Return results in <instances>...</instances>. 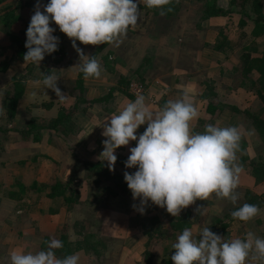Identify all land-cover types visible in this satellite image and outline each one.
Masks as SVG:
<instances>
[{
    "label": "rangeland",
    "instance_id": "rangeland-1",
    "mask_svg": "<svg viewBox=\"0 0 264 264\" xmlns=\"http://www.w3.org/2000/svg\"><path fill=\"white\" fill-rule=\"evenodd\" d=\"M176 1H178V6L176 5L177 7L174 14L170 15V17L161 16L157 23L151 21V18H153L152 14L147 15L145 12H141V18L138 21V25L135 29L130 28L131 31L128 32L127 36L123 38V45L121 49L118 50V56L122 57V60L126 56L130 60L128 61L129 63L126 62L129 66L124 68V71L126 70L125 73H131L141 53H144L145 51L148 53L152 50V53L159 56L156 66H160L164 72L169 71L171 68L170 62H173L176 70L181 72L182 76L184 77V79H181L180 84H182L183 81L185 82L188 79L195 78L197 76L199 80L197 84H199V87L201 86V88L204 89V93L208 98L218 96L224 99V101L225 99L227 100L232 98V100L236 102L238 106L246 103V105H244L245 107L250 103V106L252 105L255 108L256 112L254 115L259 117V120L264 123L263 104L255 102L251 104V102L248 101L245 94H252V96L257 99L258 96L254 94L255 92L250 89L249 86L246 85L247 87H240L241 77L239 75L240 73L238 72L240 55L242 54V49L244 46L249 49L252 57L263 56L262 54L264 53V35L254 39L250 36L251 26L253 25L252 20H254L252 18H256V15L253 13V10L250 9L249 4L245 5L244 9H242L238 5H231V0ZM11 2L14 6L18 2H26L28 3V6L34 8L37 4V0H12ZM48 2L49 0H40L41 11H43V5H46ZM213 2L217 7L224 8L228 14L225 16H213L206 19L205 14L207 11L204 12V10ZM260 3L262 6L261 13L264 16V0H260ZM16 14H21L27 20L31 15L30 10L26 5L18 7ZM178 17H183L182 19L186 22L183 24L184 33L181 40L177 43H174L175 40L171 34L173 27L172 23ZM214 17H221L225 18L226 20L225 24L217 30L212 29V27H209L208 24H205L207 20ZM50 26L54 27L56 30L59 28L54 22ZM208 29H210L209 32L212 30V33H209ZM213 34H216L215 41L212 37ZM76 43L81 49L88 48V45H84L79 41ZM239 43L240 47L237 46L236 48L234 45H239ZM59 46H64L66 51L62 61L58 64L54 65L53 59L59 58L60 56L51 54L45 56L46 62L44 60L40 63V66L32 63L25 64V62H13L7 73H0V75H2L0 80V108L2 109L0 117V129H3L2 131H7L6 133L0 132V189L3 186L2 188L6 190V188L11 185V188L17 190L18 187L16 182H27V180H32L31 173H25L16 161H12V163H10V161L14 157H22L25 152L22 144L26 140L21 135L20 130L26 128L32 118L48 121L50 120L48 119L49 116H51L53 113H56L53 102H51V106L49 104L43 103L47 102L48 100L52 101V99H54L57 101V106L62 107L60 104L62 103L64 106H67L70 111L73 110L70 105L72 101H75L76 96L79 94V91L76 89L75 82L82 73L77 66L79 61L76 60L74 62L73 58H79V56H77L78 53L72 46L71 39L68 38L66 34L64 36V41H60ZM98 46L99 45H90L91 52L94 53ZM171 46H173L172 50L169 49ZM212 46L215 48V50H219L220 54L215 53L213 56H211L209 52L212 49ZM174 52L177 53V56L172 58ZM224 62L227 63V70L225 69V66H222V68L226 73L225 77L230 80L228 83L232 87H228L230 89L228 91L227 89L225 90L224 88H221L219 92L215 90V81H212L210 77L214 74L218 75L217 70ZM235 64L238 65L233 66ZM102 65L104 66V63ZM112 66L116 68V63ZM49 67L52 68V70L55 71L60 77V80L58 81V87H67L65 89L67 93H64L67 96V99L65 101H60L55 92H53V94L50 93L48 97H44L45 99L41 97V94L40 96L35 94V97H30V99H27L23 94L22 99L18 103V109L15 112V115L8 113V111L3 108V104L6 93L11 92L12 79L21 78L24 80L23 83H25L24 87L26 88L27 81L32 82L34 80H42L41 71L46 73L45 71ZM234 67H236V70L238 71L232 70ZM102 69H105V71L108 72V75L111 74V72L106 69V67ZM151 69L153 68L148 70L146 69L145 71H149ZM145 75L146 73H144V75L142 74V78H145ZM84 79L85 78L83 77V81L85 82ZM92 80V82L88 81L89 86L96 87L98 85V90H100V88L101 90L105 88V82L99 84L97 83L96 78H92ZM108 80L113 82L112 77H108ZM138 84L142 86V95L145 96L147 91L146 81L144 80L143 83ZM180 84L176 85L175 94H184L187 92V90H185ZM89 86V90L83 88L82 96L85 100L92 99L89 97V93H92V90ZM234 87L237 88L233 89ZM239 89H241L245 94H239ZM121 94L125 95L122 92ZM126 96L131 97L130 95ZM227 101L218 104L215 110L221 111V114L223 111H228L230 113V116L223 113L221 115L222 118H218V120H221L222 126H237L239 129H246L248 134L251 136L253 134V139L255 142H257V145H254L253 147L255 150V159L253 162L239 161L240 157L246 155V143L243 137L240 142V150L237 153V160L239 161L237 163L242 165L243 171L247 173V176L253 177L250 171H252L255 166H259L264 163V136L258 133L256 126L253 125L251 119H248L247 115L238 116L237 111L234 110V108H238L237 105L235 106L233 104H228L226 103ZM92 105H89L88 102L79 103L76 107L75 113L79 111H85V108H89ZM245 118L248 119L247 121H249V125H247ZM41 120H36V124L45 126V122H42ZM206 122L207 124L210 123L209 120ZM217 124L219 125V123ZM70 130L73 131V127ZM198 130L202 129L199 128ZM34 134L36 133L34 132L32 135ZM71 157H73L72 162H74L72 163L73 165L70 168L71 171L66 180L69 181V179L73 178L71 187L81 191L79 203L59 204L60 199H47L45 202L40 201L37 197L39 195L44 196L46 193V191H42V188H40V183L37 184L36 189L31 188L28 190L27 195L29 196V200L27 203L29 202V206L25 209H22V211L27 210L25 213H23V215H25L23 218H37L38 221H34V223H37L39 221L41 222L40 219L42 215L51 214L53 216H57L59 225H56L55 230L54 225L53 228L47 229L44 227V223L43 225L40 223V231L34 230L30 241H28L32 245L28 246L26 251L35 253L37 251L43 250L41 245L43 244L45 237L48 238V241L53 238L60 239L61 237L64 242H67L63 246V251H57L56 256H61V258H63L64 256H67V252H69L68 254L70 255L79 253L84 258L83 261H80V264H145V251H150L152 253L153 264H173L171 256L174 254L175 250L172 248V245L174 242H176L179 233L177 232L178 234H176V232L172 233L167 230L169 226L168 222L172 215L169 214L165 208L158 207L154 204H148L145 213L140 214L133 208V204H127V202H129V197L131 196L127 195L126 193L124 194L123 192L122 195L119 194L117 197H115L114 194L109 195L107 193L97 196V187H103L104 184L113 186L115 182L108 178L104 179V173L98 175L93 174V177L86 178L84 163L90 162H82V160L78 159L77 156L71 155ZM43 165L44 175L42 176V179L44 181L49 177H54L58 180H65V177L58 176H64L69 171V167H66L64 164L57 163L54 160L45 162L41 166ZM60 166L62 168H59ZM63 166L66 168H63ZM20 172L23 175H21ZM9 173L11 174V178L7 176ZM16 177H19L20 180H16ZM259 177V179L257 177L253 178H255L257 183L261 185L264 181V172H259ZM95 180H98L99 182H95ZM30 181L28 182L29 187H31L33 184H30ZM240 181L242 184H245V186H249V184L244 182L243 179H240ZM113 187L117 192L116 194H118L120 190L115 188V186ZM254 189L258 190L257 188ZM236 191L240 194V198L235 204L226 198H221L222 204H216L218 209L224 208L225 212H227L225 213V216H230L234 209H238L245 203L256 204L259 206V208L263 207L264 194L258 198L257 195L251 194L250 189H243L242 187H238ZM135 204L139 206V204ZM67 205L69 207H67ZM195 205L200 204H192L187 208L182 209L180 214L188 211L191 214V218V209H193V207L195 208ZM48 209L56 210L57 215L48 212ZM9 211V209H2V211H0V218L6 215L8 216ZM225 216H223L221 219H223ZM214 219L215 218L212 219L211 223L214 221ZM155 220L158 221V223L153 225ZM255 222H253L254 224H252L251 227V232L254 234L255 231H258L259 229L258 223ZM33 226L35 227L37 225ZM1 227L5 229L7 226L0 225V228ZM23 227L25 229L27 226H23L22 222H19L14 228L19 234L20 229ZM7 228L8 233L6 236L8 239H11L15 236L16 232L14 228ZM190 228H192V224ZM146 229H149L148 234L145 233ZM49 231L54 233L47 234ZM22 235L24 234L22 233ZM220 236L224 237L225 240L240 238L239 234L236 235L234 234V231L231 232L229 230V226L225 233L221 234ZM33 239L34 242L32 241ZM12 240H15V238H12ZM6 246L7 249H9L7 244ZM46 247L44 249H46ZM248 264H260V262L249 259Z\"/></svg>",
    "mask_w": 264,
    "mask_h": 264
},
{
    "label": "clouds",
    "instance_id": "clouds-1",
    "mask_svg": "<svg viewBox=\"0 0 264 264\" xmlns=\"http://www.w3.org/2000/svg\"><path fill=\"white\" fill-rule=\"evenodd\" d=\"M170 3L171 0H49L41 11L37 0L26 30L24 62L40 66L46 55L59 50L60 39L50 26L54 22L71 39L84 78L98 79L103 71L101 62L86 55L76 42L119 47L129 29L138 25L140 4L165 15L171 10L165 8ZM41 74L45 90L51 89L60 101L66 100L58 87L60 77L56 72ZM199 116V108L187 92L180 99L167 101L158 111L151 109L144 95H138L103 123L102 136L106 139L98 159L106 161L110 171H114L117 161L115 151L136 142L125 161L127 169L136 171H126L124 180L133 200H139V206L133 204V208L140 214L145 213L149 201L177 217L197 199L208 200L213 194L233 204L239 200L236 189L243 167L237 163V153L241 130L237 126L207 124L202 132H195L193 121ZM145 124L146 129L137 135ZM259 213L258 205L245 203L231 216L248 222ZM46 244V249L35 253L11 251V264H80L78 253L56 256L55 250L64 246L61 240L53 238ZM172 248L173 264H248L249 259L264 264V238L252 232L244 238L225 240L210 227L202 228L199 238L194 237L191 228H184Z\"/></svg>",
    "mask_w": 264,
    "mask_h": 264
},
{
    "label": "crops",
    "instance_id": "crops-1",
    "mask_svg": "<svg viewBox=\"0 0 264 264\" xmlns=\"http://www.w3.org/2000/svg\"><path fill=\"white\" fill-rule=\"evenodd\" d=\"M182 18L183 17H178L172 23L173 27L171 30V34L173 35V39L175 40L174 43H177L178 41H180L184 33L183 24H185L186 21H184ZM225 22H226L225 18L214 17V18H210L209 20H207L205 24H208L209 27H212V29L217 30L218 28H221L225 24ZM209 30L210 29H208V32ZM252 30H253V25L251 26L250 33ZM209 33H212V30ZM212 37L214 38V41H215L216 34H213ZM207 43H211V42H207ZM122 45L123 44L121 43L119 47H115L110 44L98 56H96V59H98L103 64L102 57L106 53H109L110 51L116 52V55L114 56V59H115L114 62L116 63V68H114L113 66L114 71L111 72L110 75H108V72H106L105 69H103L101 77L98 79L96 78L97 83L99 84L105 82V88L103 90H101V88L100 90H98L99 88L98 85L96 87H91L88 85V81L89 82L93 81L92 78L84 79L85 82L83 81L84 88L89 90L88 88L89 86L90 89L92 90V93L91 92H90L91 94L89 93V97L92 98V100L103 98L105 96H108L110 93H112L111 98H109L108 100L100 104H94L90 106L89 108H85V111H79L75 113L71 119V124H73L74 126L73 131L70 130L71 128L67 129V127H64V126H59L57 129L58 131L53 130V129L42 130L41 135H40L41 137L38 138L39 140H37L34 137V135H31L27 137L26 141H24V143L22 144V147L25 150V152L22 157H14V158L11 157L12 159L10 163H12V161H16L18 165H20V168L25 173H31L32 180L31 181L27 180V182L21 181L22 183H24L25 185H29L28 182L30 181L31 182L30 184L32 183L46 184L51 178L49 177L50 179L47 178V180L45 181L42 179V176L44 175V172H43L44 165L43 166L41 165L44 164L45 162L52 161V160L56 161L57 163L64 164L66 167H69V171L64 176H60V175L58 176V177H65V180L57 179L58 181L66 182L67 181L66 178H68L69 173L71 171L70 168L73 165L72 163L74 162V161L72 162L73 157H71V155L77 156V158L82 160V162H90V163L100 162V163H104L107 165L106 161H101L100 159H98L100 153L103 151L102 141L106 139L105 137L102 136V132L104 130L103 123H107V121L105 120L111 115L117 114L118 111L127 104V102L134 101L136 99L134 96L128 97L126 95H122L121 91L116 89L117 81L121 76L126 74L125 73L126 70L124 71V68L129 66L127 63H129L128 61H130L127 58V56L123 60H122V57L118 56L119 55L118 50L121 49ZM169 49L172 50L173 46H171V48ZM83 51L86 55H89V56H92L93 54V52H91L90 45H88V48H83ZM151 51L148 53L146 51L144 53H141L133 69H136L137 67H139V65L144 59L148 58L150 60V64L149 63L147 64V66L144 68V71L141 74L144 75V73H146L145 78H144V80L147 83V91L145 94L146 103L151 107L153 111H158L161 108L160 102L163 98H166V102H167L169 100H177L182 97L183 93L175 94V91H176L175 87L176 85L180 84L181 79H184V77L182 76L181 72L176 70V67L173 64V62H170L171 68L169 69V71H166V72H164L160 66L157 67L156 63L158 62L159 56L155 55ZM215 53L220 54L219 50H215V48H213L212 46V49L210 50L209 54L213 56ZM176 56H177V53L174 52L172 55V58H175ZM73 59H74V62L76 60L79 61V58L77 57ZM237 65L238 64H235L233 66H237ZM222 66H225V69L227 70V63L224 62L223 64L219 66L220 68H218L217 70L218 75H215L213 73L214 75L210 77L212 81H215L214 88L216 91H219L221 88H224L225 90L227 89L228 91L230 90L228 87H232L228 83L230 82V80L225 77L226 73L223 70ZM102 68H104L103 65H102ZM150 68H153V69L149 71H145L146 69L148 70ZM1 77L2 75H0V80H1ZM108 77H112L113 82H110L108 80ZM198 81H199L198 77L196 76L195 78L188 79L187 81L185 82L183 81V83L180 84L181 86L184 87L185 90H187V93L191 95V97L193 98L194 102L196 103L200 111L199 118L193 121V130L195 132H202L205 125H207V122H206L207 120L210 121L209 124H212L217 127H224L221 124V120H218V118H222L221 115L223 113L228 114L230 116V113L228 111H223V113L221 114V111H215V110L218 104L224 103L227 100L228 101L226 103L233 104L235 106L237 105L236 102H234L232 98L227 99V100L225 99V101L224 99L218 96H216L217 98L216 97L208 98L204 93V89H202L201 86L199 87V84H197ZM66 88L67 87L65 86H63V88L60 87L63 93H67L65 91ZM236 88L237 87H234L233 89H236ZM53 92L54 91H52L51 89L45 90L42 84V80H36V81L34 80L32 82L27 81L24 95L27 99H30V97L34 98L35 94L39 96L41 94V97L45 99L44 97H48L49 94L50 93L53 94ZM238 93L245 94L242 92L241 89L238 90ZM245 95L247 96V99L249 102H251V104L254 102L262 104L259 101V99L253 97L252 94L251 95L245 94ZM51 102L54 103L53 106H54V110L56 111L55 113L56 115L53 113L54 115L51 114V116H49L48 119H54L57 116L58 108H60L59 106H57V101L54 99H52V101L48 100L47 102H44L43 104H49L51 106L52 104ZM213 102L216 103V105H212ZM74 103L75 101H72L70 105L72 108L74 106ZM60 104L62 106L61 108L68 109V107L64 106V104L62 103ZM244 105H246V103L241 104L242 107L237 105L238 108H235V111H237L238 116H246L247 112L255 114L256 112L255 108L252 105L250 106V103L246 107ZM211 112H214V115L213 114L211 115ZM247 120L248 119L245 118L247 125H249V121ZM217 123H219V125ZM146 127H147L146 124L142 125L137 130V135L143 133ZM199 128L202 130H198ZM240 130L242 133V137L244 138V141L246 143L245 153L248 158L247 161L253 162V160L255 159L254 158L255 150L253 147L254 145H257V142H255V140L253 139V134L252 136L248 134L246 132V129H240ZM13 132H17V131H13ZM134 146H136V142L132 141L130 142L128 146H121L115 151L114 154L117 156V161L114 166L113 173H118V174L120 173L124 176V173L126 171L130 173L136 171L135 168L127 169L125 167V164H123L125 163L124 161H126L130 155L129 149ZM22 162H26V164H21ZM237 162L239 161L237 160ZM66 167L63 166V168H66ZM59 168H62V167L60 166ZM21 175L23 174L21 173ZM7 176L11 178L10 173ZM15 179L20 180L19 177H16ZM240 179H243L244 182H247L249 186H245V184H242L240 181L239 187H242L243 189H250L251 194L257 195L258 197L264 194V181L260 185L259 183H257L255 178L251 176H247V173L244 171H242V173L240 174ZM2 187L0 189V211H2V209H5V210L9 209L10 211L8 213V216L6 215L0 218V225L14 228L15 225H17L19 222H22L23 226H27L25 229L24 227L21 228L19 234L16 232V229L14 228L16 232L15 236L14 237H12L11 235L9 236L12 238H15V240H12V238L8 239V237L6 236L8 233L7 227L5 228L6 230L3 227L0 228V256H1L0 264H11V261H10L11 251L23 250L24 252H28L26 251L27 247L32 245L28 241H30V238L32 237L34 233V230L40 231V227H39L40 223L41 225H43L44 223L45 225L44 227L47 229L53 228V225H54V229H55L56 225H59V220L57 216H53L51 214L42 215L40 219L41 222L39 221L37 223H34V221H38L37 218H28V217L23 218V216H25L23 215V213H25L27 210L22 211V209L27 208L29 205L26 204L24 207L23 206L24 204L20 205L13 199L9 198L7 193L9 191L15 190L14 188H11V185L8 186L6 190H4ZM253 187L257 188L258 190H255ZM21 196L25 198L24 202H27L29 200L28 195H21ZM37 198H39L40 201H44V202L47 199L53 200L49 198H44L43 196H40V195ZM135 203L139 204V200L138 199L133 200L132 196L129 197V202H127V204H135ZM59 204H61V202H59ZM148 204H152V203L149 201ZM193 204H200V205H195V208L193 207V209H191V212H192V216L190 218L191 224H192L191 229L193 230V235L196 238L199 237V233L202 230V228L208 227L210 225L213 218H222L223 216L226 215L225 213H227L225 212L224 208L223 209L219 208L220 209L219 210L216 207V204H222V201H221V198H217L215 194L210 196L208 200L197 199ZM198 209L200 211H198ZM48 212L57 215L56 210L48 209ZM253 222L258 223V228H259L258 231L257 230L255 231V235L260 238H264V204H263V207L260 208L259 215H257L252 220L248 222H242L237 219H232L229 221L228 226L231 232L234 231V234L236 235L239 234L240 238H244L248 232H251L252 224H254ZM33 225H37V226L34 227ZM44 227L42 226L43 229ZM22 233L24 235H22ZM52 233L54 232L52 231L47 232V234H52ZM176 234L178 233L176 232ZM32 241L34 242V239ZM6 244L8 245L9 249H7ZM79 255H80V261H83L84 258L81 256V254Z\"/></svg>",
    "mask_w": 264,
    "mask_h": 264
},
{
    "label": "trees",
    "instance_id": "trees-1",
    "mask_svg": "<svg viewBox=\"0 0 264 264\" xmlns=\"http://www.w3.org/2000/svg\"><path fill=\"white\" fill-rule=\"evenodd\" d=\"M12 0H0V73H7L9 67L13 62L21 63L24 62V55L27 52V49L25 47V42H26V30L29 26L31 16L34 14L35 8L28 6V3H23V2H18L15 6L11 2ZM178 1L171 0V3L167 6H165L166 9H171L170 11H166L165 15H161L160 11L158 9H148L146 6L143 4H140L139 11L140 12H145L147 15L152 14L153 18H151V21L154 23H157L158 20H160L161 16L165 17H170V15H173L176 7L178 6L177 4ZM249 4L250 9L253 10V13L256 15V18H252L253 21V30L250 34L251 38H257L262 35H264V16L261 13L262 6L260 3V0H231V5H238L242 9H244V6ZM23 5H26L29 10H30V18L27 20L25 17H23L21 14L17 15L16 10L18 7H21ZM177 5V6H176ZM205 18L213 17V16H225L228 14L224 8L217 7L215 3H211L209 6H207L204 10ZM149 18V19H150ZM153 23V24H154ZM131 30L129 29V32ZM55 36H58L60 41H64V36L65 34H62V32L59 30V28L54 32ZM109 44L105 45H99L92 56H98ZM236 48L237 46L240 47L239 45H234ZM219 48V47H218ZM234 48V47H233ZM65 47L64 46H59V50L53 53L55 56H60L59 58H54L53 59V64H58L62 61V58L65 56ZM116 55V52L110 51L109 53H106L102 57V61L104 63V67L108 69L110 72H113V64L115 63L114 56ZM263 56H258V57H252L249 49L244 46L242 49V54L240 55V64L238 70L237 68L234 67L232 70L238 71L241 77L240 80V87H247L249 86L250 89H252L258 96V99L261 101L264 107V53L262 54ZM46 62V58L44 59ZM43 60V61H44ZM118 60V58H117ZM41 61V62H43ZM150 64V60L148 58L144 59L139 67L136 69H133L131 73L125 74L121 76L118 81H117V87L116 89L120 90L123 94L125 95H130L129 94V85L131 83H143L142 78V72L144 71V68L147 66V64ZM52 68H47L46 69V74L50 73ZM83 73L79 75L78 80L75 82L76 84V89L79 91L78 95L76 96L75 103L73 106V110L69 109H64V108H58L57 110V116L54 119H50L48 121L46 120H41V119H35L32 118L26 128H23L20 130L21 135L24 137L26 140L27 137L31 136L34 132V137L39 140L41 136L42 130H47V129H53L57 130L59 126H64L67 127V129L74 127L73 124H71V118L73 114L76 112V107L79 103H84L88 102L89 105H92L94 103H102L109 98H111L112 93H110L108 96H105L103 98H98V99H89L85 100L84 97L82 96L83 94V88H84V82H83ZM27 79V78H26ZM43 79V77L41 78ZM24 80L21 78H13L12 79V89L10 93H6V97L4 100L3 108L8 111L11 115H15V112L18 109V103L22 99L23 94H24V85L23 83ZM247 85V86H246ZM166 103V98H163L160 102V106L163 107V105ZM212 105H216V103H212ZM75 110V111H74ZM235 110V108H234ZM1 111L2 109L0 108V117H1ZM214 115V112H211V115ZM248 119H251L253 125L256 126L257 131L260 135L264 136V123L259 120V117L252 113H246ZM213 117V116H212ZM211 117V119H212ZM36 120H41L42 122H45L44 125H37ZM69 127V128H68ZM1 128V127H0ZM3 130V129H2ZM0 129V132L6 133L7 131L4 130L2 131ZM58 131V130H57ZM1 134V133H0ZM248 158L246 155L240 157V162H245L247 161ZM21 164H26V162H22ZM84 171L86 173V178H91L93 177V174H101L104 173L103 177L104 179L108 178L111 179L115 182L113 186L115 188H118L120 191L118 194H116V190L112 185L104 184L103 187L99 186L96 188L97 190V196L102 195V194H114L115 197L119 196V194L122 195V192L127 195L132 196L131 190L128 188L124 176L119 174H114L112 171L109 170L108 166L104 163H84ZM259 172H264V163H262L259 166H255L252 171H250L251 175L253 177H259ZM72 179H69V181L62 182L58 181L56 178H51L46 184H40V188H42V191H46L44 194V198H49V199H60L61 204H77L79 203L80 199V194L81 191L78 189L72 188ZM98 180H95V182ZM99 182V181H98ZM97 182V183H98ZM17 183V190H12L7 193L9 198L13 199L16 201L18 204L22 205L25 207L27 202H24L23 196L21 195H27L28 190L36 189L37 184L33 183L31 187L28 185H25L22 182H16ZM92 183V181H91ZM99 184V183H98ZM97 184V185H98ZM114 189V190H113ZM99 193V194H98ZM96 196V195H95ZM98 198V197H97ZM260 198V197H258ZM67 207H69L67 205ZM234 210H237L234 209ZM233 210V211H234ZM226 217V218H225ZM223 219L221 218H215L214 221L208 226L210 227V230L218 235L224 234L226 229L228 228V223L230 220L233 219V217L230 216H225ZM158 221H154L153 225H156ZM168 228L167 230L170 232H178L179 234L182 233L184 228H190L191 227V222H190V212L185 211L181 213L179 216L174 217L172 216L168 222ZM149 229L145 230V233L148 234ZM52 238V237H49ZM199 238V237H198ZM63 242V245L66 244L67 241L64 242L63 239H58ZM48 241V238H44V242L41 245L42 248H45L47 246L46 242ZM64 247L61 249H57V251H63ZM67 252V256L70 255ZM57 255V254H56ZM58 257V256H57ZM65 257V256H64ZM152 253L150 251H145V264H153L152 262ZM60 258V257H58ZM170 264V263H167Z\"/></svg>",
    "mask_w": 264,
    "mask_h": 264
},
{
    "label": "built area",
    "instance_id": "built-area-1",
    "mask_svg": "<svg viewBox=\"0 0 264 264\" xmlns=\"http://www.w3.org/2000/svg\"><path fill=\"white\" fill-rule=\"evenodd\" d=\"M129 88H130V90H129L130 94L135 96V97L143 94V88L138 83H131L129 85Z\"/></svg>",
    "mask_w": 264,
    "mask_h": 264
}]
</instances>
